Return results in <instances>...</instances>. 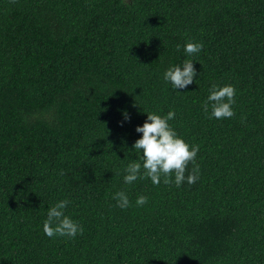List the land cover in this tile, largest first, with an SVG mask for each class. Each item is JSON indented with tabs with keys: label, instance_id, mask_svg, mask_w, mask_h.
Here are the masks:
<instances>
[{
	"label": "trees",
	"instance_id": "1",
	"mask_svg": "<svg viewBox=\"0 0 264 264\" xmlns=\"http://www.w3.org/2000/svg\"><path fill=\"white\" fill-rule=\"evenodd\" d=\"M213 84L231 118L205 110ZM169 111L199 179L125 184L136 127ZM65 199L83 232L49 238ZM0 264H264V0H0Z\"/></svg>",
	"mask_w": 264,
	"mask_h": 264
},
{
	"label": "clouds",
	"instance_id": "2",
	"mask_svg": "<svg viewBox=\"0 0 264 264\" xmlns=\"http://www.w3.org/2000/svg\"><path fill=\"white\" fill-rule=\"evenodd\" d=\"M177 45V51L180 50ZM184 52L191 56L200 52L203 48L202 43H185ZM159 58V57H158ZM197 76L193 61L186 59L182 65L170 66L164 72V80L170 82L174 89H184L194 82ZM235 88L232 85L218 86L213 84L209 90L205 110L211 102V117L216 119H226L234 116L233 105L235 104ZM175 116L174 111H169L166 116L147 113V119L142 126H137L135 131L142 133L141 138L133 144V149L142 151L143 155L136 161L130 162L124 169V183L132 184L138 178H150L154 185H158L163 177L165 184L174 183L180 187L182 183L194 184L199 179V165L195 158L199 151V145L190 146L177 135L168 123ZM125 120L129 117L124 113ZM192 164L191 171L188 165ZM143 169V174H141ZM187 173V175H186ZM119 174V173H118ZM113 199L117 201V206L126 209L130 206V201L125 192H116ZM70 201L60 200L47 210V218L43 222V231L49 238L56 235L74 238L78 233L82 234L83 228L78 222L65 215V209ZM147 203L146 196H139L136 200L137 206Z\"/></svg>",
	"mask_w": 264,
	"mask_h": 264
}]
</instances>
